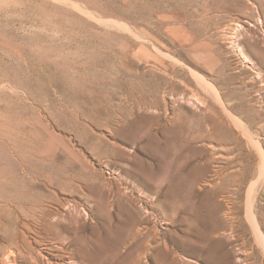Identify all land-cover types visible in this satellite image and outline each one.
I'll list each match as a JSON object with an SVG mask.
<instances>
[{
	"label": "rangeland",
	"instance_id": "obj_1",
	"mask_svg": "<svg viewBox=\"0 0 264 264\" xmlns=\"http://www.w3.org/2000/svg\"><path fill=\"white\" fill-rule=\"evenodd\" d=\"M237 23L257 48L227 38ZM262 84L264 0H0V197L76 202L60 231L93 261L122 240H200L176 262L224 264L221 251L228 264H264L247 187L236 201L242 236H219L222 212L195 167L208 148L191 136L228 113L255 132ZM20 163L38 171L29 188ZM47 178L74 192L44 190ZM7 225L0 219V251Z\"/></svg>",
	"mask_w": 264,
	"mask_h": 264
},
{
	"label": "bare ground",
	"instance_id": "obj_2",
	"mask_svg": "<svg viewBox=\"0 0 264 264\" xmlns=\"http://www.w3.org/2000/svg\"><path fill=\"white\" fill-rule=\"evenodd\" d=\"M249 24L253 28L250 22ZM233 28L234 30L231 31L234 32H228L230 36L228 35L227 38H235V41L237 38L238 41L235 43H238V46L243 44L247 48H257L255 44L250 43L252 38H256L255 31L238 23ZM243 30L245 32L240 34ZM237 32H239V39L236 36ZM231 39L230 41H233ZM262 87H260L261 91L264 92ZM171 99L177 102L183 97L177 96ZM253 115L258 124L262 123L255 132L251 131L250 126L246 125L243 119L228 113L224 118L216 115L207 117L209 127L191 136L194 142L208 148L207 150L197 149V156L204 160L201 166L199 163L195 167L207 173L202 186L210 188L209 194L213 196L211 202L218 212H222L220 216L222 230L219 236L229 237L230 235L232 239L237 238L235 240L242 236L238 233L241 222L236 216V201L243 189L247 187L246 191L249 194H247L245 206L247 218L253 227L256 240H260L264 249V231L258 221L257 210L255 211V193L257 194L259 189L255 185L258 181L264 184V106L262 111ZM251 149L256 150V153L251 152ZM28 165L20 163L18 166L25 188L31 187L37 179L34 174L38 175V171ZM256 175L258 179L256 183L250 181ZM197 178L189 177L188 180L196 186ZM47 187L62 193L74 192L64 184L61 178H47L44 181V190H47ZM50 193L51 195L44 193V198H34L30 203H23L12 197H0V219L7 220L8 224L7 230L4 231L6 240H2L7 246L0 251V264H19V262L26 264H163L162 260L166 262L165 259H168L165 264H178L176 257L186 258V255L182 254L187 251L185 249L187 243L196 246L200 244L204 247V242L200 240H171V242L122 240L111 249L102 250L97 254L99 260L93 261L88 256V250H85L77 240L63 236L60 231V219L72 218L67 214L69 210L75 208L78 210V205L75 207L71 205L74 201L60 199L57 193ZM236 226H238L237 229ZM220 242H218L219 247H221ZM95 246L100 248L98 244ZM176 248L180 250L175 251ZM220 254L222 263L225 260L224 264H228L227 254L221 251ZM244 262V257L237 256L235 259V264Z\"/></svg>",
	"mask_w": 264,
	"mask_h": 264
}]
</instances>
